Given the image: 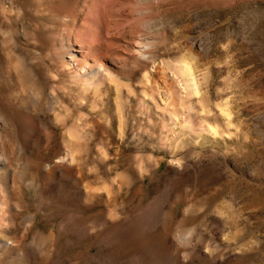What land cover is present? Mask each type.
<instances>
[{"label":"rangeland","instance_id":"obj_1","mask_svg":"<svg viewBox=\"0 0 264 264\" xmlns=\"http://www.w3.org/2000/svg\"><path fill=\"white\" fill-rule=\"evenodd\" d=\"M11 72L46 81L31 135ZM0 86L33 243L0 264H264V0H0Z\"/></svg>","mask_w":264,"mask_h":264},{"label":"bare ground","instance_id":"obj_2","mask_svg":"<svg viewBox=\"0 0 264 264\" xmlns=\"http://www.w3.org/2000/svg\"><path fill=\"white\" fill-rule=\"evenodd\" d=\"M133 9V11H135V13L138 15L142 11L146 10H141L135 7ZM142 47L143 44L140 45L137 50L142 49ZM79 52L82 51L79 50ZM73 57L74 55L71 53L69 58L73 59ZM184 69L186 68H183V72ZM8 78L11 82V86L7 87L13 89L14 93L9 95L7 105H9L13 110L20 112L19 115L21 113L23 114V118L27 119L22 124L23 130L25 133L28 132L31 135L37 129V125L35 124L36 120H34L35 115L32 113V111L37 110L38 112H44L46 105L49 103V98L45 86L46 81L38 79L37 82H32L28 79V82H30L28 85L27 83L25 84V81H23L20 74H15L12 72L10 73ZM25 85L27 86L29 93L26 90ZM2 88L3 86H0L1 104L4 102L5 97L4 92H2L1 90ZM15 133L16 129L14 121L0 111V188H4L7 192L13 190L17 185V182L15 180L16 173L20 174V178L23 180L27 177L26 161L23 159L22 154L19 152V149L20 151H22L24 147L21 146L20 148L19 145L17 149L13 140ZM8 157H11V159L13 160L12 164L8 163ZM22 163H24V165H22ZM59 167H61V165L54 164L53 170ZM16 206L19 208L17 204ZM1 221L2 217L0 219V226L2 225ZM27 234L28 230L23 231L20 240H17L16 238L11 237V233L7 229H4V227H0V251L13 252L16 248L19 247L20 249L22 248L26 250L27 247L33 245V243L28 244L26 242ZM43 242L44 239H39L35 244L42 245ZM27 259H29L28 256L24 258V262L29 264V261H27Z\"/></svg>","mask_w":264,"mask_h":264}]
</instances>
